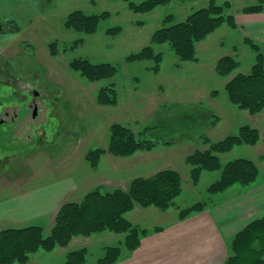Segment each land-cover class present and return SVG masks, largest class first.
Listing matches in <instances>:
<instances>
[{"label": "rangeland", "instance_id": "rangeland-1", "mask_svg": "<svg viewBox=\"0 0 264 264\" xmlns=\"http://www.w3.org/2000/svg\"><path fill=\"white\" fill-rule=\"evenodd\" d=\"M207 4L208 0L172 1L150 13L135 14L122 0H0V101L6 106L3 112L16 119L15 123L0 127V217L41 212L35 207L19 210L17 205L24 200L21 195H28L29 199L33 191L63 180L76 186L52 216H33L20 223L3 220L0 230L37 225L48 235L64 204L80 202L98 187L104 191L126 190L133 179L164 169H175L183 176L181 208L197 202H205L206 209L214 207L219 204L217 195L210 196L207 188L219 173L205 172L195 185L185 160L208 147L205 138L218 142L245 125L259 130L260 141L222 155V163L249 158L264 175V111L251 116L233 105L224 90L230 77H220L215 71L217 61L223 56H234L236 47L240 61L237 71L250 72L255 54L244 44L242 33L223 26L197 45V62L180 61L167 44L152 45L156 53L163 54L156 72L150 69L155 66L152 62H127L128 56L151 45L152 35L163 27L168 16L180 22ZM232 4L236 13L248 2L232 0ZM75 11L87 15L107 12L110 17L101 21L96 33H79L65 25ZM116 27L122 28L120 33H107ZM77 40H83L82 45L70 50ZM75 59L109 63L118 72L112 78L92 83L71 68ZM109 86L116 92L114 106L101 105L97 99L99 91ZM33 90L40 93L36 100L37 119H33L27 105ZM215 91L218 94L214 96ZM204 112L218 117L219 122L214 125L210 119L200 117ZM115 124L137 134L145 132L157 147L126 158L106 154L97 168L91 167L86 155L108 148ZM33 202L34 198L30 203ZM179 212L173 208L162 212L154 207H137L127 218L153 235L157 234L155 229L164 231L180 220ZM124 240L125 235L108 231L79 237L67 248L39 251L28 264H66L69 252L83 248L88 251L87 264H97L107 247L121 248L122 261L128 258Z\"/></svg>", "mask_w": 264, "mask_h": 264}, {"label": "trees", "instance_id": "trees-1", "mask_svg": "<svg viewBox=\"0 0 264 264\" xmlns=\"http://www.w3.org/2000/svg\"><path fill=\"white\" fill-rule=\"evenodd\" d=\"M128 4L135 14H147L160 6L169 5L172 1L194 3L199 0H145L135 3L122 0ZM248 4L240 9L245 14L264 13V0H247ZM232 0H208L203 8L189 14L184 20L175 22L172 15L164 20L163 27L156 30L151 37V45L127 57V62H152L153 71H158L163 54L156 53L152 45L167 44L176 57L182 62H197V45L223 26L236 30L238 25L232 11ZM110 17V13L87 15L82 11L71 13L66 20L69 30L94 34L101 21ZM17 30V29H16ZM122 28L107 30L108 34H118ZM77 40L70 48L82 45ZM244 44L255 54V61L250 72H238V48H234V56L221 57L215 71L220 77H230L224 90L228 100L251 116L264 111V45L256 43L249 37ZM71 68L80 72L89 82L95 83L114 77L118 69L112 64H94L88 59H75ZM215 91L213 95H217ZM98 102L105 106L117 104L113 86L101 89ZM200 117L210 119L211 124L219 122L218 117L210 112L200 113ZM204 139V138H203ZM260 141V132L249 125L239 128L236 134L218 142L204 139L208 146L205 150H197L189 155L185 163L191 167L190 180L197 184L203 173H219V177L209 188L210 196L218 195L234 185L246 187L259 176L257 163L249 158H234L222 163L221 156L231 153L236 147L255 146ZM157 147V143L145 135L135 133L131 128L115 124L111 128V138L107 149H95L86 155L91 167L97 168L100 158L106 154L114 157H131L139 152H149ZM184 179L175 169H164L148 177H138L131 181L128 189L104 191L98 187L88 192L80 202H68L60 207L55 215L54 225L48 235L44 228L37 225L0 230V264H28L32 256L39 251L52 252L57 247L67 248L79 237H91L102 232L125 235L124 247L130 257L140 246L142 240L150 234L135 226L127 215L137 207L143 209L154 207L162 212L173 208L179 212V219L184 220L194 213L203 212L207 204L197 202L181 208L179 198L183 193ZM163 229H155V233ZM230 255L225 264H264V218L257 219L238 232L230 245ZM87 249L69 252L66 264H87ZM122 249L105 248L104 255L97 264H117L121 261Z\"/></svg>", "mask_w": 264, "mask_h": 264}, {"label": "crops", "instance_id": "crops-1", "mask_svg": "<svg viewBox=\"0 0 264 264\" xmlns=\"http://www.w3.org/2000/svg\"><path fill=\"white\" fill-rule=\"evenodd\" d=\"M234 14L238 25L235 31L264 45V13L238 11ZM75 189L72 182L63 180L33 191L29 199L28 195H21L24 200L17 205L19 210L35 207L41 212L15 213L0 217V221L20 223L30 221L33 216H52ZM33 198L34 202L30 203ZM215 199L218 205L177 220L163 232L144 238L141 246L118 264H225L234 236L254 220L264 218V175L260 173L256 181L246 187L234 185Z\"/></svg>", "mask_w": 264, "mask_h": 264}, {"label": "flooded vegetation", "instance_id": "flooded-vegetation-1", "mask_svg": "<svg viewBox=\"0 0 264 264\" xmlns=\"http://www.w3.org/2000/svg\"><path fill=\"white\" fill-rule=\"evenodd\" d=\"M34 84V83H33ZM32 92V98H31V101H29V103L27 104L28 107L30 109H32V117L33 119H37L38 118V115H39V109H38V105L36 103V100L38 99V97L40 98V93L37 92V90H33L31 91ZM6 93V92H4ZM0 127L4 124H13L16 122V119L15 117L14 118H11V117H8V115L6 113L3 112V108H6L5 104L2 103V101H0ZM3 104V105H2Z\"/></svg>", "mask_w": 264, "mask_h": 264}]
</instances>
